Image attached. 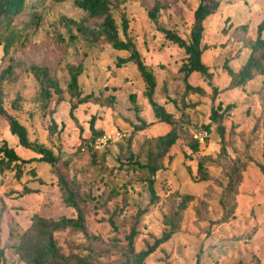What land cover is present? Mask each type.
<instances>
[{
	"label": "rangeland",
	"instance_id": "rangeland-1",
	"mask_svg": "<svg viewBox=\"0 0 264 264\" xmlns=\"http://www.w3.org/2000/svg\"><path fill=\"white\" fill-rule=\"evenodd\" d=\"M74 1L27 0L11 26L16 40L9 56H3L0 46V74L10 59L24 65L0 86L4 109L27 129L31 142L51 149L61 159L54 167L37 161L25 165L19 181L13 173L0 179L1 264H23L14 247L33 216L53 220L76 217L62 202L58 177L75 183L86 196L81 205L87 231L94 237L90 242L70 229L56 233L55 240L65 256L88 257L94 264H119L121 246L114 241L122 244L130 227L135 226L138 233L134 246L139 252L167 229L166 219L175 216L176 233L144 264H196L198 259L199 264H264V76L228 91L229 76L224 70L226 64L237 73L247 61L256 28L264 20V0H223L205 20L202 62L212 78L194 73L188 80L203 94L185 93L178 72L186 59L183 50L167 42L147 18V10L159 2L163 5L159 24L189 42L198 0H113L112 16L119 38L124 40V15L130 38L155 76L154 100L172 115L179 129V139L156 175L158 201L154 204L148 176L134 161L145 164L147 142L166 135L170 127L155 119L135 65L116 66L117 59L126 58L127 53L114 51L103 41L90 43L79 35L72 23H83L86 14ZM87 26L96 28L95 22ZM78 65L82 67L79 90L91 100L77 107L74 122L69 117L67 85L69 69ZM30 66L50 70L63 90L64 103L55 104L53 97L44 107L39 85L27 70ZM213 89L218 90L214 100ZM218 103L223 108L235 107L224 120V153L216 125H209L211 109ZM93 119L96 132L119 131L126 137L92 159L81 148L82 141L92 136ZM139 119L150 124L142 132L135 131ZM51 120L57 130L50 134ZM202 131L208 133L207 138L199 144L198 152L192 153L188 144ZM3 141L23 160L39 158L18 145L0 117V145ZM238 164L243 168L241 183L228 200L223 198L228 173ZM185 197L189 199L181 210ZM114 210L120 211L114 219L115 230L108 221Z\"/></svg>",
	"mask_w": 264,
	"mask_h": 264
},
{
	"label": "trees",
	"instance_id": "trees-1",
	"mask_svg": "<svg viewBox=\"0 0 264 264\" xmlns=\"http://www.w3.org/2000/svg\"><path fill=\"white\" fill-rule=\"evenodd\" d=\"M27 0H0V46L2 47L3 56H9L11 45L15 42L16 34L11 30L14 19L17 18L24 10ZM223 0H198V6L193 13V23L189 33V42L185 41L174 31L166 29L159 24V16L163 5L159 2L153 4L147 10V18L156 27V31L162 34L164 39L183 50L185 54V61L180 66L178 72L182 75V82L184 84L185 93L203 94V90L199 87H193L189 84V78L192 74L196 73L206 79H211L212 74L209 72L208 67L202 62V55L205 48L202 46V39L204 33V22L207 18L212 16L220 7ZM245 1V0H244ZM75 6L81 9L86 14L83 23H72L79 35L90 43H98L103 41L109 45L114 51L126 52L127 57L117 59L116 66L121 68L128 63H133L137 69L140 79L145 85L144 97L155 119L170 127V131L164 135L147 142L145 151V164H134L140 170H144L148 176L147 185L150 194L151 204L158 201L155 191L156 175L164 168V161L168 158L170 149L174 146L179 139L178 125L172 118V115L167 113L165 108L159 105L154 100L156 79L153 72L145 65L141 54L137 50L135 43L130 38L128 31V20L123 15L121 21V29L124 40L119 38L116 23L112 16V10L115 8L113 0H75ZM95 22L96 30H91L87 23ZM245 30L246 27H241ZM2 32L5 33L4 38ZM264 20L256 28V37L250 46L251 53L242 66L239 72L234 73L227 65H224V70L229 76V85L226 90H234L245 86L248 82L252 81L256 76H264ZM73 39V38H72ZM20 65L13 59H10V65L0 74V86L6 77L11 76L15 69ZM28 72L34 77L39 85V98L46 108L48 104L55 97V104L64 103V93L60 88L56 78L50 73L48 68H41L38 66H30L27 68ZM82 67L69 69V83L67 85V93L69 95V117L72 121L76 122L74 112L77 107L86 104L91 100L90 95L83 96L78 86V78L81 75ZM218 93L217 89H213V100L215 94ZM133 98V97H132ZM134 100V99H133ZM234 105H227L222 107L218 103L216 108L211 109L210 124L216 125V132L220 139L221 152H225V125L224 120L228 113L233 110ZM0 117L6 121L9 127V132L12 136L16 137L18 145L26 150L38 155V159H21L15 150L3 141L0 145V179L8 173H13L17 181L22 177V167L31 164L34 161L49 165L51 167L61 164V159L55 155L51 149L31 142L28 137L27 129L21 125L16 118L7 113L3 107V100L0 97ZM140 125L136 127V132H142L147 129L150 124L142 119H139ZM209 125L205 127L209 132ZM63 129V128H62ZM62 129L60 131H62ZM49 133H54L57 130V125L54 120H51ZM90 130L92 136L89 139L82 141V152L90 153L93 157L97 154L104 153L103 151H94L87 148V143L92 139L104 134L103 132H96L94 130V119L91 121ZM207 141V140H206ZM189 149L192 153H197L199 150V143L191 141ZM130 156V160H132ZM66 166V163H63ZM241 165H235L228 173V183L225 188L223 198H230L235 194L236 187L241 183V173L243 168ZM202 169V164L198 163V170ZM34 173L32 172V175ZM57 183L61 191V198L64 205L73 209L76 212L75 218H60L58 220L45 219L39 216H33L29 228L19 237L18 243L14 247V253L18 261L23 264H94L91 259L79 258L75 255L65 256L55 240V234L61 231L70 229L83 234L88 240L92 241L94 237L89 235L86 226V218L83 212L81 202L85 195L79 193L78 187L75 183H67L62 178L58 177ZM189 197H185L180 205V209H184ZM224 204L223 199L220 201ZM145 213V211L143 212ZM142 212L140 214H143ZM139 214V215H140ZM120 216V211L114 210L109 217V224L114 230L116 229L115 218ZM176 217H168L166 219L165 229L159 237L153 239L151 244L147 243L145 248L139 252L135 251V240L138 235L135 226L130 227L128 233L122 238V244L114 241L117 245L121 246L119 264H144L145 261L154 254L162 245L168 243L172 236L176 233ZM225 220V219H224ZM4 257V251L0 250V264ZM196 264H199V259Z\"/></svg>",
	"mask_w": 264,
	"mask_h": 264
},
{
	"label": "built area",
	"instance_id": "built-area-1",
	"mask_svg": "<svg viewBox=\"0 0 264 264\" xmlns=\"http://www.w3.org/2000/svg\"><path fill=\"white\" fill-rule=\"evenodd\" d=\"M208 133L202 131L198 134L193 135V140L199 144H203L204 140L207 138ZM126 135L122 132L115 131L109 134H102L87 143V148L94 151H103L106 150L110 145L122 141Z\"/></svg>",
	"mask_w": 264,
	"mask_h": 264
}]
</instances>
